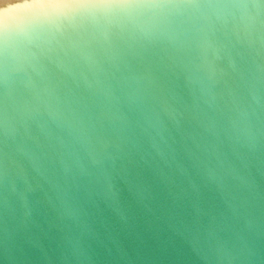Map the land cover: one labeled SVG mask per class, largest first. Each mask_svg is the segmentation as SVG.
<instances>
[{
  "label": "water",
  "instance_id": "95a60500",
  "mask_svg": "<svg viewBox=\"0 0 264 264\" xmlns=\"http://www.w3.org/2000/svg\"><path fill=\"white\" fill-rule=\"evenodd\" d=\"M30 16L22 4L0 12V54ZM184 26L177 18L151 41H115L99 94L87 55L96 41L82 30L61 38L68 57L53 53L48 75L91 123L61 120L52 134L33 125L30 154L0 130V264H264V25L222 37L236 65L217 62L220 89L240 113L203 126L178 66ZM149 80L183 118L143 109Z\"/></svg>",
  "mask_w": 264,
  "mask_h": 264
},
{
  "label": "clouds",
  "instance_id": "9594fccd",
  "mask_svg": "<svg viewBox=\"0 0 264 264\" xmlns=\"http://www.w3.org/2000/svg\"><path fill=\"white\" fill-rule=\"evenodd\" d=\"M17 4L31 12L29 25L12 43L6 37L0 54V130L14 149L32 153L33 125L40 130L47 127L52 134V127L59 128L61 120L80 130L91 123L86 106L61 94L48 75L46 61L52 62L53 53L57 62L61 53L68 57L61 38L70 31L82 30L96 41L97 50L87 55L93 57L96 71L92 75L99 94L100 73L115 41H151L166 30L162 22L179 18L185 26L178 34V66L193 97L194 118L202 126L206 122L223 124L225 117L232 121L240 113L232 93L220 89L227 73L217 62L227 60L233 70L236 65L222 37L236 34L239 39L241 27L247 28L255 20L264 25V0H0V12ZM255 78L261 79L259 75ZM140 96L148 113L184 116L174 104L175 96L162 84L149 80L141 86ZM206 132L204 127L201 134Z\"/></svg>",
  "mask_w": 264,
  "mask_h": 264
}]
</instances>
